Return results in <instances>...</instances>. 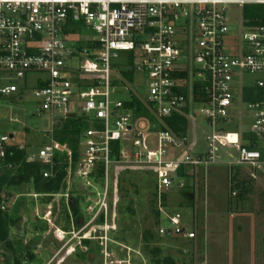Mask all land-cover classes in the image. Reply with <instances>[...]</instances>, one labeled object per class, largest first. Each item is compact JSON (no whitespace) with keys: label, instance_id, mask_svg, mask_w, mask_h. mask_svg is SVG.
I'll list each match as a JSON object with an SVG mask.
<instances>
[{"label":"built area","instance_id":"built-area-1","mask_svg":"<svg viewBox=\"0 0 264 264\" xmlns=\"http://www.w3.org/2000/svg\"><path fill=\"white\" fill-rule=\"evenodd\" d=\"M232 4L254 8L251 16L243 11L237 41L226 21ZM86 27L94 36L81 45L75 37ZM181 56L189 63H182ZM246 71L262 74L256 90L242 81L234 85ZM31 72L47 74L35 95L52 117L35 160L48 166L46 178L67 162V189L55 195L69 204L72 178L104 184L102 196L88 206L91 218L85 224L108 223L124 170L153 171L162 193L184 179L179 177L182 167L197 176L202 167L226 164L249 169L254 178L264 169V0H0V95L18 92ZM137 72L145 93L132 84ZM196 82L201 83L198 99ZM125 91L128 98L122 97ZM135 98L142 109L127 104ZM244 104L253 116L250 135L242 130ZM196 106L211 126L205 151L196 149ZM142 112L156 120L157 130L138 125L135 118ZM79 113L93 114V126L81 132L75 160L71 146L56 138V124ZM176 113L192 121L185 134L167 127L165 118ZM236 116L239 131L226 129ZM11 135L0 122V169L14 145ZM165 217L171 225L160 226L162 234L197 238L198 230L182 225L180 212ZM56 235L65 238L66 232Z\"/></svg>","mask_w":264,"mask_h":264},{"label":"rangeland","instance_id":"rangeland-1","mask_svg":"<svg viewBox=\"0 0 264 264\" xmlns=\"http://www.w3.org/2000/svg\"><path fill=\"white\" fill-rule=\"evenodd\" d=\"M253 9L248 6L243 10L236 4L228 7L226 21L230 33L236 35L235 41L240 37L243 11L249 13V10ZM92 36L94 32L86 27L81 29V33L79 32L75 39L84 45ZM125 55L122 54V61L126 60ZM180 61L189 63V59L183 56ZM46 77L47 74L44 72H31L21 82L18 92L0 95V122L6 132L15 134L12 143L25 150L29 161L38 158L46 140L47 130L52 126L51 115L42 110L41 100L35 95L41 80ZM261 77V73L246 71L236 77L234 85L239 86V82L242 81L245 87L256 90L257 80ZM132 84L139 92L145 93L147 90L139 72L135 74ZM122 97L128 98V92L125 91ZM199 108L196 106L194 110L198 139L196 149L205 151V137L211 131V126ZM238 113L239 110L235 106V115ZM92 116L91 113L88 117L79 113L65 121L71 119L83 128H88L93 126L90 120ZM237 116L234 122L226 124V129L239 131L241 122ZM135 119L138 120L139 126L143 123V129L147 131L158 128L153 126L157 122L149 113L142 112ZM189 122L191 125L192 121ZM62 124L57 122V130ZM252 125V113L247 104H244L242 130L250 135ZM149 141L152 147H157L154 135L149 137ZM188 171L189 178L181 181L177 179L167 197V206H163L161 196L155 195L153 187L155 181L152 176L148 178L146 185L150 189L141 186L138 188L141 197L134 198L133 203L136 213L129 214L125 220L123 219L122 226L118 224L120 194L119 192L116 194V191L112 194L113 202L109 210L108 223L98 221L88 225L84 222L91 218L88 206L95 204L104 192V184L101 181L91 180L92 185H88V182L82 179L72 178L70 188L79 197L82 215L85 217L81 219L79 226L69 219L65 206L67 199L62 195L50 197L38 193L33 183L8 187L3 195L7 198L6 210L14 221L9 226V241L0 245V264H17V261L20 264H155L153 261L155 258L167 255L176 261L175 264H201L204 257H209V254L214 252H219L218 260L221 264H230L234 259H238V252L245 254L248 260L257 250V245L263 249L264 169L256 171V178L250 175L249 169L244 167L232 169L226 164L202 167L198 170L197 176L191 168ZM236 173L237 180L241 183L240 186L242 185L239 188H236L233 182ZM110 185L113 186L112 180ZM115 185L114 182V188ZM246 186L249 190L240 197ZM181 190L195 192L194 207L185 202L180 194ZM158 208L162 213V221L156 225L153 210ZM175 212L182 214V225L198 230L196 239L183 235L162 234L159 231L160 226L171 225L165 216ZM72 218L74 219L73 216ZM151 228L154 229L155 235L149 243L150 247L146 248L145 244L148 241L144 240V232ZM58 230L66 232L65 238L57 237ZM122 237L126 240L120 239ZM157 247H162L163 253H154L153 250Z\"/></svg>","mask_w":264,"mask_h":264},{"label":"trees","instance_id":"trees-1","mask_svg":"<svg viewBox=\"0 0 264 264\" xmlns=\"http://www.w3.org/2000/svg\"><path fill=\"white\" fill-rule=\"evenodd\" d=\"M251 9V8H250ZM261 9V8H260ZM247 13L248 16L250 15ZM129 78H132V74L128 73ZM195 95L197 96L199 92H201V83H195ZM198 99V96H197ZM127 104L131 106H137L139 109L143 108V104L139 101L138 98H135L133 101H129ZM165 122L167 127L172 129L174 132L179 134H185L188 131L189 120L185 116L184 113H176L170 117L165 118ZM85 128L82 127L78 122L72 121L71 119L67 122H64L61 128L57 130L56 138L63 142L68 143L73 149L74 159L77 160L79 157V141L81 132ZM115 148H118V144H115ZM11 164V166H9ZM48 166L41 163L40 161H29L26 158V152L24 149H21L18 145H13L7 159L5 161V165L2 169H0V245L3 243H7L9 241V226L10 223L14 221L11 215L8 214L6 209H3V202L5 201L4 191L6 188L16 185H21L24 183H33L35 189L38 193L48 194V196L52 197L55 194L64 193L67 189V162L60 163L56 166V174L54 177L46 178L43 175L44 170ZM152 176L155 184L153 185L155 195L161 196L163 200V206H167V197L170 192H162L160 193L158 190V180L155 173L149 170H124L119 175L118 180V192L120 194V198L118 201V215H119V226H122V220L126 219L129 214L134 215L136 213V209L133 206L134 198L141 197V193H139L138 188L141 186L144 189H150L149 186L146 185L147 179ZM180 178H189L187 174V170L185 167H182L179 170ZM237 174H235L234 179H237ZM157 180V183H156ZM141 182V183H140ZM140 183V184H139ZM241 183L235 185L236 188L241 187ZM135 188V189H133ZM244 188V187H243ZM249 190V187L246 186L240 193V197L244 195L246 191ZM180 194L185 199V202L194 207L196 203V194L194 191L189 192L185 190H181ZM65 206L67 207L68 217L75 224L79 226L81 223V219H83L84 215H82V210L80 208V199L79 197L72 191L71 198L69 204L65 202ZM156 216V225L160 224L162 221V213L160 209L153 210ZM74 217V219L72 218ZM101 221H103L101 219ZM154 229H146L144 232V240L148 241L145 244L146 248H149L150 241L154 238ZM120 239L126 240V238L122 237ZM153 252H157L158 254L163 253L162 247H157L153 250ZM159 256V255H158ZM155 264H175L176 261L170 256L157 257L154 260ZM17 264L20 262L17 261Z\"/></svg>","mask_w":264,"mask_h":264},{"label":"crops","instance_id":"crops-1","mask_svg":"<svg viewBox=\"0 0 264 264\" xmlns=\"http://www.w3.org/2000/svg\"><path fill=\"white\" fill-rule=\"evenodd\" d=\"M56 237V235H55ZM257 241L259 242V238L257 237ZM257 242V243H258ZM219 252H214L212 254H209V257H204L201 264H221L218 260ZM220 257V256H219ZM222 257V256H221ZM236 257V255H235ZM238 259L232 262L230 264H264V237H263V249H260V247L257 245V250L253 254V256L248 258V260L245 257V254H240L238 252L237 255ZM250 259V260H249ZM223 260V258H222ZM224 264V263H222ZM228 264V263H227Z\"/></svg>","mask_w":264,"mask_h":264},{"label":"water","instance_id":"water-1","mask_svg":"<svg viewBox=\"0 0 264 264\" xmlns=\"http://www.w3.org/2000/svg\"><path fill=\"white\" fill-rule=\"evenodd\" d=\"M72 116H74V114H72ZM14 135L12 134L11 137H13Z\"/></svg>","mask_w":264,"mask_h":264}]
</instances>
